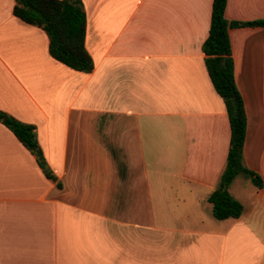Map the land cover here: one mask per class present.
Here are the masks:
<instances>
[{
    "label": "crops",
    "instance_id": "1",
    "mask_svg": "<svg viewBox=\"0 0 264 264\" xmlns=\"http://www.w3.org/2000/svg\"><path fill=\"white\" fill-rule=\"evenodd\" d=\"M93 69L0 0V111L34 125L54 179L0 122V264H264V25L228 28L243 99L239 217L208 201L230 124L205 66L213 0H81ZM228 21L264 0H226Z\"/></svg>",
    "mask_w": 264,
    "mask_h": 264
},
{
    "label": "trees",
    "instance_id": "2",
    "mask_svg": "<svg viewBox=\"0 0 264 264\" xmlns=\"http://www.w3.org/2000/svg\"><path fill=\"white\" fill-rule=\"evenodd\" d=\"M225 3L226 0H213L209 33L202 43L207 72L216 92L224 101L230 124V145L225 168L217 187L208 197L217 219L241 215V203L227 189L236 175L246 174L254 184L261 185L259 176H254L242 161L246 115L243 99L234 80L228 28L235 25H264V20L247 23L228 21L224 17ZM13 14L46 32L52 57L79 71L90 72L93 69V60L84 46L85 12L81 0H15ZM223 58L225 63L221 64ZM0 122L35 155L46 177L54 179L37 142L34 125L21 122L3 111H0Z\"/></svg>",
    "mask_w": 264,
    "mask_h": 264
},
{
    "label": "water",
    "instance_id": "3",
    "mask_svg": "<svg viewBox=\"0 0 264 264\" xmlns=\"http://www.w3.org/2000/svg\"><path fill=\"white\" fill-rule=\"evenodd\" d=\"M225 63V59L223 58L222 60H221V64H224Z\"/></svg>",
    "mask_w": 264,
    "mask_h": 264
}]
</instances>
